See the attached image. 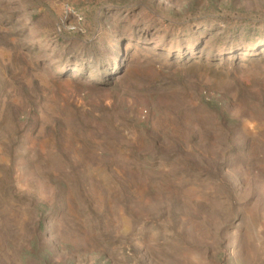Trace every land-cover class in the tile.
I'll list each match as a JSON object with an SVG mask.
<instances>
[{
	"label": "rangeland",
	"instance_id": "374dc122",
	"mask_svg": "<svg viewBox=\"0 0 264 264\" xmlns=\"http://www.w3.org/2000/svg\"><path fill=\"white\" fill-rule=\"evenodd\" d=\"M0 264H264V0H0Z\"/></svg>",
	"mask_w": 264,
	"mask_h": 264
}]
</instances>
